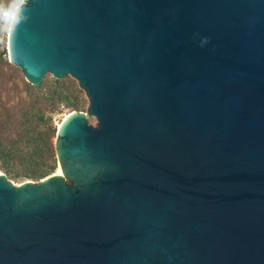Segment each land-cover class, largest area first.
Instances as JSON below:
<instances>
[{
    "label": "water",
    "instance_id": "95a60500",
    "mask_svg": "<svg viewBox=\"0 0 264 264\" xmlns=\"http://www.w3.org/2000/svg\"><path fill=\"white\" fill-rule=\"evenodd\" d=\"M24 14L8 63L72 79L85 109L56 127L60 175L0 173V264H264V0Z\"/></svg>",
    "mask_w": 264,
    "mask_h": 264
},
{
    "label": "trees",
    "instance_id": "16d2710c",
    "mask_svg": "<svg viewBox=\"0 0 264 264\" xmlns=\"http://www.w3.org/2000/svg\"><path fill=\"white\" fill-rule=\"evenodd\" d=\"M2 65L10 66L7 60L0 58V66ZM0 82H2L1 77ZM51 86L50 90L42 93L41 85L34 87L25 84L27 99L2 109L4 113L0 118V169L6 175L40 180L54 171L55 164L45 165L46 169H40L45 152L52 158L55 155L49 139L45 140L46 132L40 129V125H45L46 121L41 111L35 109L33 99L37 100L39 97L37 93L40 92L41 98L65 103V106L73 111H83L85 106L82 91L72 79L52 80ZM55 132L52 131L53 137ZM17 161L31 164L35 168L34 171L23 174L13 173L10 165Z\"/></svg>",
    "mask_w": 264,
    "mask_h": 264
},
{
    "label": "rangeland",
    "instance_id": "374dc122",
    "mask_svg": "<svg viewBox=\"0 0 264 264\" xmlns=\"http://www.w3.org/2000/svg\"><path fill=\"white\" fill-rule=\"evenodd\" d=\"M10 0H0V3H3L4 6ZM6 41H7V31L0 32V58L3 60H7V51H6ZM0 77L2 78V82H0V118L3 115L2 109L5 106H14L21 102V100L27 99L26 92L24 91V86L26 83L21 71L19 68L10 64V66L2 65L0 66ZM49 88H43L41 92L45 93ZM39 97L37 100L33 99L35 109L41 111L46 123L45 125H40V129L46 132L45 140L49 139V143L51 144V148L53 149V140L54 134L52 131H56L57 124L63 119L64 115L73 111L71 108H67L65 103H60L54 100H49L45 98H41L40 92L37 93ZM84 100V95H82ZM84 113V110L81 111ZM54 152V149H53ZM55 155V153H54ZM43 164H40V169H46L45 165L55 164V169L51 173L53 174L57 169V161L55 156L52 158L49 156L47 152H45ZM55 161V163H53ZM11 169L13 173L23 174V173H31L34 171V167L27 162H16L12 163ZM0 173L4 174L11 182L13 183H21L23 181H38L35 178H25L23 176L19 177H11L6 175L3 170L0 169Z\"/></svg>",
    "mask_w": 264,
    "mask_h": 264
},
{
    "label": "clouds",
    "instance_id": "9594fccd",
    "mask_svg": "<svg viewBox=\"0 0 264 264\" xmlns=\"http://www.w3.org/2000/svg\"><path fill=\"white\" fill-rule=\"evenodd\" d=\"M28 7V0H10L7 6L0 3V32L14 31L15 28L29 20V16L24 14V10ZM209 43V39L204 37L200 41L203 47Z\"/></svg>",
    "mask_w": 264,
    "mask_h": 264
},
{
    "label": "bare ground",
    "instance_id": "6f19581e",
    "mask_svg": "<svg viewBox=\"0 0 264 264\" xmlns=\"http://www.w3.org/2000/svg\"><path fill=\"white\" fill-rule=\"evenodd\" d=\"M65 117H67V114L64 115L63 118H65ZM59 124H60V122L57 124V127L59 126ZM54 174H56V175H60V174H61V169H60L59 166H58L57 169L55 170Z\"/></svg>",
    "mask_w": 264,
    "mask_h": 264
}]
</instances>
